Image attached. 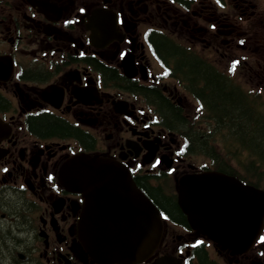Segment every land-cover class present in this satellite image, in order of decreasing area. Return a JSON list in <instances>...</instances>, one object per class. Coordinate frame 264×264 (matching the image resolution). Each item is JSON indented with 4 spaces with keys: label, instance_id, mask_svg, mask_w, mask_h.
I'll return each mask as SVG.
<instances>
[{
    "label": "flooded vegetation",
    "instance_id": "af4514ba",
    "mask_svg": "<svg viewBox=\"0 0 264 264\" xmlns=\"http://www.w3.org/2000/svg\"><path fill=\"white\" fill-rule=\"evenodd\" d=\"M207 77L264 125V0H0V264H109L62 177L78 152L120 162L159 207L162 238L135 264H264V222L233 250L179 200L182 178L205 170L256 186L264 174L209 102Z\"/></svg>",
    "mask_w": 264,
    "mask_h": 264
},
{
    "label": "water",
    "instance_id": "95a60500",
    "mask_svg": "<svg viewBox=\"0 0 264 264\" xmlns=\"http://www.w3.org/2000/svg\"><path fill=\"white\" fill-rule=\"evenodd\" d=\"M63 176L85 198L86 239L98 259L134 264L153 251L161 239L160 211L123 165L78 153ZM181 186L180 203L190 220L222 247L243 250L256 239L264 221L263 189L216 171L185 178ZM194 207L203 219L193 216Z\"/></svg>",
    "mask_w": 264,
    "mask_h": 264
},
{
    "label": "trees",
    "instance_id": "16d2710c",
    "mask_svg": "<svg viewBox=\"0 0 264 264\" xmlns=\"http://www.w3.org/2000/svg\"><path fill=\"white\" fill-rule=\"evenodd\" d=\"M200 72L205 73L200 69ZM206 82L210 85V92L207 94L209 102L213 105L217 112H220L224 119H229L233 130L241 138L242 148L250 149L253 147L256 152L263 157L264 162V125L261 124L262 120L254 117L246 104L241 98L234 93L227 92L215 80L206 78ZM49 131H64L66 126L60 122H53L45 125ZM194 146L203 151H212L216 147L209 145L203 140H192ZM250 175H243V179L250 181ZM264 183V174H258L256 184L262 185Z\"/></svg>",
    "mask_w": 264,
    "mask_h": 264
},
{
    "label": "snow or ice",
    "instance_id": "6c2138e0",
    "mask_svg": "<svg viewBox=\"0 0 264 264\" xmlns=\"http://www.w3.org/2000/svg\"><path fill=\"white\" fill-rule=\"evenodd\" d=\"M235 67V66H234Z\"/></svg>",
    "mask_w": 264,
    "mask_h": 264
}]
</instances>
